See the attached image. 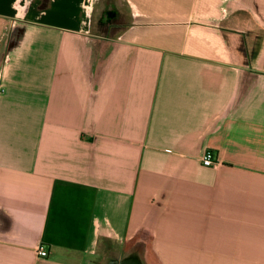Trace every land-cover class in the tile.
<instances>
[{"label":"crops","instance_id":"0c3cea01","mask_svg":"<svg viewBox=\"0 0 264 264\" xmlns=\"http://www.w3.org/2000/svg\"><path fill=\"white\" fill-rule=\"evenodd\" d=\"M124 1L0 0V264H264V0Z\"/></svg>","mask_w":264,"mask_h":264},{"label":"rangeland","instance_id":"374dc122","mask_svg":"<svg viewBox=\"0 0 264 264\" xmlns=\"http://www.w3.org/2000/svg\"><path fill=\"white\" fill-rule=\"evenodd\" d=\"M128 9L127 3H125L124 0H110V20L108 18L107 22L104 24L96 26V30L102 31L106 35L112 34L115 32V27L112 21H115L116 19L123 23L124 15L126 10ZM143 238L148 242L150 240V231L144 229L142 232ZM47 250V249H46ZM144 258L142 259L144 264H158L151 252V249L149 248V245L146 246L144 250Z\"/></svg>","mask_w":264,"mask_h":264},{"label":"built area","instance_id":"2783aa9c","mask_svg":"<svg viewBox=\"0 0 264 264\" xmlns=\"http://www.w3.org/2000/svg\"><path fill=\"white\" fill-rule=\"evenodd\" d=\"M4 28H5L4 29V33H5L6 27ZM200 160L202 164L206 166H216L219 163V159L217 158L214 150H212L211 148H206V150L202 153ZM36 253L39 256H46L47 250L43 244H39L36 247Z\"/></svg>","mask_w":264,"mask_h":264},{"label":"water","instance_id":"95a60500","mask_svg":"<svg viewBox=\"0 0 264 264\" xmlns=\"http://www.w3.org/2000/svg\"><path fill=\"white\" fill-rule=\"evenodd\" d=\"M106 264H144L142 261L141 256L137 254H127L123 256L122 258H113L110 259Z\"/></svg>","mask_w":264,"mask_h":264},{"label":"trees","instance_id":"16d2710c","mask_svg":"<svg viewBox=\"0 0 264 264\" xmlns=\"http://www.w3.org/2000/svg\"><path fill=\"white\" fill-rule=\"evenodd\" d=\"M144 229L148 230L147 228H144ZM142 232H143V231H142ZM150 238H151V233H150Z\"/></svg>","mask_w":264,"mask_h":264},{"label":"bare ground","instance_id":"6f19581e","mask_svg":"<svg viewBox=\"0 0 264 264\" xmlns=\"http://www.w3.org/2000/svg\"><path fill=\"white\" fill-rule=\"evenodd\" d=\"M133 254H137L136 252H133ZM138 255V254H137Z\"/></svg>","mask_w":264,"mask_h":264}]
</instances>
